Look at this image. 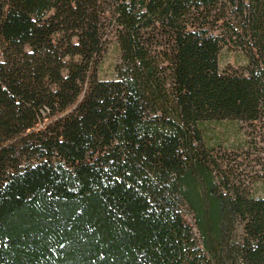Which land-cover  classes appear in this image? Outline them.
<instances>
[{
  "label": "trees",
  "instance_id": "1",
  "mask_svg": "<svg viewBox=\"0 0 264 264\" xmlns=\"http://www.w3.org/2000/svg\"><path fill=\"white\" fill-rule=\"evenodd\" d=\"M0 264H264V0H0Z\"/></svg>",
  "mask_w": 264,
  "mask_h": 264
},
{
  "label": "rangeland",
  "instance_id": "2",
  "mask_svg": "<svg viewBox=\"0 0 264 264\" xmlns=\"http://www.w3.org/2000/svg\"><path fill=\"white\" fill-rule=\"evenodd\" d=\"M118 46L114 37H110L106 45L104 54L99 64L97 75L99 78L108 79L114 75V65L118 61ZM246 59L238 49L223 46L218 54V66L223 68L227 65L241 67ZM204 139L208 144L228 142L232 145L240 144L245 138L240 123L234 120L207 121L201 123ZM253 193L263 194L262 186L255 185Z\"/></svg>",
  "mask_w": 264,
  "mask_h": 264
}]
</instances>
